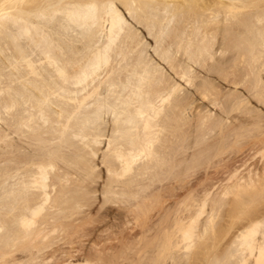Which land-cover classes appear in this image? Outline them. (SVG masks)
<instances>
[{"label": "bare ground", "instance_id": "obj_1", "mask_svg": "<svg viewBox=\"0 0 264 264\" xmlns=\"http://www.w3.org/2000/svg\"><path fill=\"white\" fill-rule=\"evenodd\" d=\"M0 118V264H264V0H0Z\"/></svg>", "mask_w": 264, "mask_h": 264}, {"label": "rangeland", "instance_id": "obj_2", "mask_svg": "<svg viewBox=\"0 0 264 264\" xmlns=\"http://www.w3.org/2000/svg\"><path fill=\"white\" fill-rule=\"evenodd\" d=\"M126 14H127V13H126ZM127 16H128V19H129V21H130L131 23L133 22V24H136V22L134 21V19H132V17L129 16V14H128ZM137 27L139 28L140 31H143V33L145 32V34H147L146 30H145L142 26H138V25H137ZM10 42H11V43H10ZM10 42H9V43H10L11 45L14 43V42L12 43V41H10ZM10 44H9V45H10ZM11 45H10V46H11ZM12 46H15V44L12 45ZM12 46H11V48H12ZM14 50H15V47H14L13 49H11V50L9 51V53H11V52L13 53ZM9 53H8V51H7L6 54L9 55ZM14 53H15V55H16V52H14ZM14 53H13V54H14ZM2 57H3V59L5 60V58H4L5 55H2ZM5 61H6V60H5ZM8 68H9V67H8ZM8 68H6V69H8ZM9 69H11V68H9ZM7 71H8V70H7ZM7 71L5 70V72H7ZM5 114H6V113H5ZM5 116H6V115H5ZM3 117H4V114L1 116V118H3ZM1 118H0V134L3 133V130H4L3 128L6 127L5 124H3L4 121H3V123H2V121H1L2 119H1ZM2 125L4 126L3 128H2ZM1 129H3V130H1ZM14 136H15V134L12 135V137H14ZM0 150H1V149H0ZM0 152H1V151H0ZM0 161H1V159H0ZM1 164L3 165L2 162H0V166H2Z\"/></svg>", "mask_w": 264, "mask_h": 264}]
</instances>
